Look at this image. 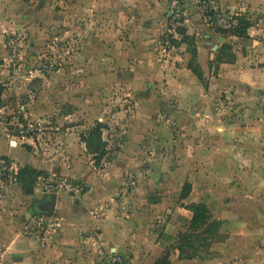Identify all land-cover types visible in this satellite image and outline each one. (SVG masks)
I'll use <instances>...</instances> for the list:
<instances>
[{"label": "rangeland", "instance_id": "374dc122", "mask_svg": "<svg viewBox=\"0 0 264 264\" xmlns=\"http://www.w3.org/2000/svg\"><path fill=\"white\" fill-rule=\"evenodd\" d=\"M5 1L0 17V264L15 259L20 245L43 246L54 233L55 217L34 213L35 201L55 192L75 200L84 194L80 176L52 167L58 162L54 157L66 151L58 137L67 129L57 116L70 109L72 90L97 89L78 95L77 103L86 99L90 106L106 108L105 122L70 131L72 150L101 157V151L90 153L85 141L101 122L107 146L106 155L94 160L98 167L115 152L114 137L127 135L129 144L137 140L140 152L134 181L144 188L138 196L164 202L162 212L185 220L183 232L193 212L187 209V218L178 207L193 202L206 204L221 222L220 241L201 244L192 237L188 253L209 258L215 244L232 235L244 243L246 230L264 225V87L235 82L225 65L240 53L250 56L246 67L264 68V36L258 35L255 44L254 37L238 31L251 20L262 27L264 0H245L246 15L223 9L220 0ZM205 33H212L210 45ZM186 52L187 58L176 60ZM181 65L192 74L177 70ZM100 71L106 75L101 83ZM43 91L55 109L40 122L35 116L41 115H26L25 107ZM28 138L39 139L38 148L27 144ZM71 162L59 163L72 169ZM48 179L55 181L52 186L45 185ZM168 243L171 248L173 242ZM260 246L257 238L259 256Z\"/></svg>", "mask_w": 264, "mask_h": 264}, {"label": "crops", "instance_id": "0c3cea01", "mask_svg": "<svg viewBox=\"0 0 264 264\" xmlns=\"http://www.w3.org/2000/svg\"><path fill=\"white\" fill-rule=\"evenodd\" d=\"M244 1L220 0L223 9L232 10V12H236V15H246L248 6L246 8L242 6ZM5 2V0H0V17L4 15V9L7 7ZM226 3H231L232 6ZM249 24L247 34L251 38L254 37L255 39L252 41L258 44V35L261 38L264 36V22L262 27L254 20L249 21ZM188 27L186 26L189 33L192 28L190 25ZM203 32L207 31L203 30ZM211 35L212 33H205L207 45H210ZM196 43L199 44L197 46L199 56H202V47L198 40ZM187 55L188 52L183 56L179 55L176 60H179L180 56L181 59L187 58ZM249 58V55L237 53L235 62L225 64L229 70L228 75L235 82L250 87L263 88L264 68L246 67ZM200 63L203 70H206L207 65L202 61V58ZM177 70L192 74L190 69L184 65H181V69ZM44 77L43 74L38 75L40 80H44ZM105 78L106 75L103 77L100 71L99 82L101 83L102 79L105 81ZM190 82L193 83V81ZM183 86V90L189 88L188 83H184ZM25 90L30 92L29 88H25ZM96 90L70 91L68 94L69 105H67L70 109L67 113L57 116V123H61L59 126H64L67 129V132L63 131L58 137L59 142L66 145V151L54 157L58 162L52 167L56 168L60 174L80 176L79 181L82 178L81 182L85 187L83 196L75 200L66 195L57 194L55 199H52L48 194L44 199L35 201L31 207L34 213L49 214L46 211H51L50 200H54V210L49 215L56 219L55 231L50 237H47L46 244L43 246L20 245L15 250L18 252L14 255L16 258L8 264H100L101 252L109 251L124 254L131 264H155L167 250L170 251L168 264H264V225L246 230L248 234L242 239L244 243H239L232 235V239L215 244L211 251L215 254L209 258L181 259L174 243L176 236L185 229L183 227V224L186 223L185 220L181 217L167 216L165 211L162 212V209L165 210L164 202L150 203L144 199V196L143 198L140 196L143 193L138 196L144 187L134 181L139 173L137 166L140 152L137 140L135 143L129 144V136H115V152L111 159L105 162L102 160L104 167H98L91 154L85 153L82 156L72 150L70 147L72 133L70 131H74L76 127L94 125L96 121L105 122L103 117L106 108H102L100 103L90 106L86 103V99H82L81 104L77 103L79 102L77 101L78 95L86 96L87 93L91 95V92L95 93ZM101 91L99 89V94ZM203 92L207 93V88H204ZM262 92L264 91L262 90ZM46 98L47 94L43 91L37 97L36 102L32 100V103H28L25 107L26 115L27 113L31 115L34 111L32 114L41 115L35 116L38 121H46L44 114L55 109L48 101H45ZM81 116L84 119V124L79 123L82 121ZM39 138L42 139L43 134ZM38 142H40L39 139L28 138L27 144L38 148ZM12 144L14 145L15 142ZM84 158L87 162L80 163L79 161H83ZM66 160L72 161L70 163L71 166H74L72 169L65 168L59 163ZM178 209L179 212H183L187 218H190L189 213L191 212L181 207ZM257 238L262 241L260 247L263 253L260 256L255 251ZM168 241L173 242L171 248L168 246ZM242 251L244 255L241 253Z\"/></svg>", "mask_w": 264, "mask_h": 264}, {"label": "trees", "instance_id": "16d2710c", "mask_svg": "<svg viewBox=\"0 0 264 264\" xmlns=\"http://www.w3.org/2000/svg\"><path fill=\"white\" fill-rule=\"evenodd\" d=\"M249 26V23H245L238 28V31L242 35H247V29L249 28ZM202 76L199 77L202 78ZM104 127L105 126L103 125V123L99 122L98 125L90 133L89 139L85 140L90 153L95 155L98 153V151H101V157H95V160L97 161H99L104 155H106L104 148H106L107 145L102 139V129ZM50 209L53 212L54 203H51ZM186 209L193 212V217L189 222V229L184 232L181 231L178 235V245L176 246V248L179 251V257L181 259H193L197 257L203 259V257L197 252L188 253L187 249L194 248L190 240L192 237H194L201 244H206L209 240L215 242L220 241L221 235L219 234V230L221 222L216 221L213 218L211 210L204 203L193 202L186 205ZM169 256L170 251H165L164 255L155 264H168Z\"/></svg>", "mask_w": 264, "mask_h": 264}, {"label": "built area", "instance_id": "2783aa9c", "mask_svg": "<svg viewBox=\"0 0 264 264\" xmlns=\"http://www.w3.org/2000/svg\"><path fill=\"white\" fill-rule=\"evenodd\" d=\"M54 182H55L54 180L48 179L45 185L52 186ZM56 184H59V183H56ZM60 186L61 188H63V185H60ZM100 264H131V262L124 254L109 251V252H101Z\"/></svg>", "mask_w": 264, "mask_h": 264}, {"label": "water", "instance_id": "95a60500", "mask_svg": "<svg viewBox=\"0 0 264 264\" xmlns=\"http://www.w3.org/2000/svg\"><path fill=\"white\" fill-rule=\"evenodd\" d=\"M49 195L52 197V199H55V197L57 196V193H50ZM50 202L54 203V200H50ZM46 212L49 214H52V211L50 210H47Z\"/></svg>", "mask_w": 264, "mask_h": 264}, {"label": "flooded vegetation", "instance_id": "af4514ba", "mask_svg": "<svg viewBox=\"0 0 264 264\" xmlns=\"http://www.w3.org/2000/svg\"><path fill=\"white\" fill-rule=\"evenodd\" d=\"M34 208H36V207H34Z\"/></svg>", "mask_w": 264, "mask_h": 264}]
</instances>
